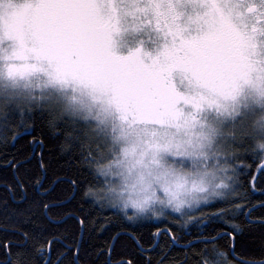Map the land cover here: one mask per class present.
Here are the masks:
<instances>
[{
  "label": "snow or ice",
  "instance_id": "obj_1",
  "mask_svg": "<svg viewBox=\"0 0 264 264\" xmlns=\"http://www.w3.org/2000/svg\"><path fill=\"white\" fill-rule=\"evenodd\" d=\"M21 140L31 151L7 161L5 208L27 201L29 184L39 197L57 184L71 199L82 192L81 229L84 203L118 224L100 264H264V248L246 260L236 249L238 217L264 227L249 189L264 177V0H0V145ZM33 158L26 184L20 168ZM54 164L64 172L49 179ZM61 203L16 213L0 264H62L70 251L82 264L79 237L34 219L62 222ZM145 226L147 242L136 234ZM192 227L181 247H201L169 259ZM121 235L134 241L127 254L115 253Z\"/></svg>",
  "mask_w": 264,
  "mask_h": 264
},
{
  "label": "trees",
  "instance_id": "obj_2",
  "mask_svg": "<svg viewBox=\"0 0 264 264\" xmlns=\"http://www.w3.org/2000/svg\"><path fill=\"white\" fill-rule=\"evenodd\" d=\"M9 139H11L10 136ZM17 150H19V155H17ZM29 151H31V149L25 146L24 140L19 141L15 148L10 146L5 148L3 145H0V185H2L4 181H11L13 178V170L7 166V161L12 159L13 156H15L16 159H20L23 156L28 155ZM37 151L39 150L37 149ZM35 163V158H33L31 161H29L26 167L22 166L20 168V175L25 176L26 184H28V178L35 175ZM60 163L63 164V161ZM247 163H252V161L249 160ZM256 164H259V161H256ZM256 164L253 165L251 174L241 177L242 180H251V175L256 174ZM53 170L56 171L57 175H63L64 170L62 168H58L57 165L54 164L49 170V179L52 177ZM249 189L251 192L250 199L252 203L264 201V194H262V192H264V177H260L257 180L256 189L254 191L251 190V185H249ZM28 192L29 197L27 201L16 202L11 197H9L8 206L5 208L2 199L4 189L3 187H0V242H3L5 239H15V234L12 232V228L14 225H19L20 220L24 219V216H18L16 213L25 212V210L28 209L29 204L32 201L38 199L42 200L43 202H47L48 200L63 201V203L59 204L52 211L54 214H68L64 216L63 221L60 223L48 221L45 217L39 215L34 217V219H37L39 223L45 225V230L47 232L60 235L66 231L68 234L67 238L69 243H72L74 238L80 237L81 228L76 217L83 215L82 213L77 212V209L80 207V203H78V201L82 195V192L78 194L76 199H71L69 196L70 189L67 184L55 185L46 197H39L36 192L33 191L30 184L28 185ZM83 207L90 214L88 215V219L85 222L80 239V259L82 264H100V261H102L104 257L101 256L100 260L98 261L95 258L96 253L99 249L106 248L107 242L111 239L112 234L118 230V224L115 222L109 223V220L114 221V217L110 211H102L98 208H93L88 203H84ZM13 209H15V213H13ZM73 213H76V215H72ZM195 215H199V213H196ZM260 215H264V210L258 209L254 214L253 219L259 217ZM93 220L96 221L95 224H93ZM236 222L241 224L244 229L243 234L237 239V255L245 260L251 259L254 255H258L261 248H264V227L258 224H248L242 215L237 218ZM101 225L106 226L101 229ZM156 226L165 228L168 226V224L167 222H163ZM23 227L32 229L33 225L29 223L23 225ZM5 229H7V231H5ZM153 231H155V227L145 226L144 228L137 229L136 234L142 236L147 242ZM190 231L193 233V235H182V238L178 241V244L184 245L187 241L194 240L197 229L192 227ZM160 240L162 247H164L167 242V237H160ZM133 246L134 241L130 236L121 235L116 241L115 253L118 254L123 251L125 254H127V252L133 250ZM199 247L201 246H194L190 249H184L181 246H177L169 252V259L175 258L177 260H183L186 252L190 256L194 255ZM60 250L61 248L58 245L53 252V260H55ZM161 255H163V252L160 249H158L156 253H152L154 259L159 258ZM114 258H116L115 255ZM71 260L72 254L70 251L68 257L62 262V264H70ZM189 264H194V262L190 261Z\"/></svg>",
  "mask_w": 264,
  "mask_h": 264
},
{
  "label": "water",
  "instance_id": "obj_3",
  "mask_svg": "<svg viewBox=\"0 0 264 264\" xmlns=\"http://www.w3.org/2000/svg\"><path fill=\"white\" fill-rule=\"evenodd\" d=\"M82 232H83V229H81V231H80V239H81V236H82ZM179 246H182V245H180V244H178ZM237 257H238V259H240V260H245V259H242V258H240L238 255H237Z\"/></svg>",
  "mask_w": 264,
  "mask_h": 264
}]
</instances>
